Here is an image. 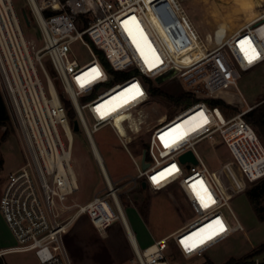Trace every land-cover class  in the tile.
Masks as SVG:
<instances>
[{
    "label": "built area",
    "instance_id": "2783aa9c",
    "mask_svg": "<svg viewBox=\"0 0 264 264\" xmlns=\"http://www.w3.org/2000/svg\"><path fill=\"white\" fill-rule=\"evenodd\" d=\"M25 2L40 34L39 46L23 33V21L13 0H0V92L18 128L24 156L1 190L0 214L14 244L0 245V264H6L7 255L28 252L33 253L36 264H70L63 235L83 216L101 236L119 221L135 256L136 261L131 262L136 264H177L179 258L200 257L232 234L243 232L196 145L218 134L249 183L264 179V144L245 121L252 107L237 90L242 73L264 64V14L230 34L225 28L221 35L217 34L220 28L215 30L214 48L184 64L174 58L153 25L150 11L156 8L154 0H52L47 8H41L36 0ZM130 32L146 37V50L134 46ZM241 41H245L244 48H255L259 53L251 64L241 50ZM78 50L87 53V60L80 59ZM56 82L102 180V188L83 204L73 200L80 189L72 163L73 122L66 117ZM169 82L179 83L195 101L170 119L165 114L148 123L145 109L150 88ZM227 92L235 102L222 98ZM210 100L225 101L238 107V112L225 117L218 107L208 104ZM185 116L190 120L181 125ZM105 126L126 150L139 134H146L142 153L148 166L142 169L141 159L137 163L130 155L137 174L125 185L141 187L145 182V189L152 192L174 185L190 212V219L181 228L141 249L131 239L121 206V187L111 181L102 159L94 154L93 134ZM188 151L195 164L179 161ZM193 184L202 195L210 194L214 203L209 201V207H203ZM224 208L231 214V224ZM217 220L226 230L199 243L218 230ZM193 243L195 248L185 247ZM251 264L261 262L254 258Z\"/></svg>",
    "mask_w": 264,
    "mask_h": 264
},
{
    "label": "rangeland",
    "instance_id": "374dc122",
    "mask_svg": "<svg viewBox=\"0 0 264 264\" xmlns=\"http://www.w3.org/2000/svg\"><path fill=\"white\" fill-rule=\"evenodd\" d=\"M36 1L41 8L50 7L52 3V0ZM260 2L262 5L256 0H162L156 3L154 10L159 11L160 19L165 22L167 31H170L169 47L174 57L185 64L191 63L214 48L215 30L225 28L230 34L264 14V0ZM13 4L19 15L21 10L27 12L25 0H13ZM150 14L154 15V11H150ZM29 19L30 26L22 23L23 33L39 46L40 34L30 16ZM175 27L178 28L177 31ZM190 46H194L193 48L199 52L198 57L192 54ZM77 54L80 59L87 60V53L84 50H78ZM44 63L51 71L46 60ZM56 84L58 91L65 98L61 85L59 82ZM159 86L170 95L183 91L177 82L159 84ZM237 90L250 107L264 101V64L242 73L237 82ZM222 98L226 102L236 101L230 92L223 93ZM232 108L236 111L228 112V117L238 112V107ZM179 111L181 109L173 110L168 115L169 111L165 103L152 97L146 103L145 109L149 116L148 123L152 124L162 115L166 114L170 119ZM65 114L72 123L75 116L68 106H65ZM5 130L4 127H0V158L2 159L0 194L5 178L23 163L24 157L19 131L12 119L11 126H8V138L2 140ZM259 139L264 144V139ZM93 140L105 171L111 181L121 187L122 210L139 249L174 232L190 219L185 200L176 186L172 185L165 190L152 192L149 189L142 190L139 185L134 188L131 184L125 185L130 178L136 177L137 170L130 155L140 163L143 143L146 140L144 132L127 145V150L119 143L109 126L96 131ZM196 151L223 192L230 210L242 225L243 232L232 234L227 240L209 249L200 257L188 260L179 258L180 263L177 264H208L207 262L223 264L230 257L240 258L251 254L264 243V222L257 219L245 194L247 189L258 181L249 183L241 175L218 134L198 143ZM72 163L80 188L79 192L73 195V200L83 204L102 188V180L81 130L73 132ZM223 214L231 224L233 219L227 208L223 209ZM7 237L6 241L13 245L12 237L9 234ZM62 242L70 264H136L131 262V260L136 261L135 256L119 221L106 231V236H101L83 216L63 235ZM254 258L262 262L264 253ZM172 259L169 258L170 261ZM5 262L6 264L37 263L31 252L7 255Z\"/></svg>",
    "mask_w": 264,
    "mask_h": 264
},
{
    "label": "trees",
    "instance_id": "16d2710c",
    "mask_svg": "<svg viewBox=\"0 0 264 264\" xmlns=\"http://www.w3.org/2000/svg\"><path fill=\"white\" fill-rule=\"evenodd\" d=\"M98 56L100 61L103 64H106L105 58L100 52H98ZM150 96L154 99H159L163 101V103H165V106L169 111L168 115L171 114L173 110H177V109L183 110L187 108L195 101V99L190 94L184 91H179L176 94L170 95L168 93H165L160 86H155L153 88H150ZM60 98L63 104L65 106H68L67 101H65L61 95ZM208 104L210 106L218 107L225 117L229 116L228 112L236 111L231 106L225 104L222 100H210L208 101ZM262 110L264 109L257 108L252 112H248L244 116L245 121L253 127L259 138H262L259 132V128L262 125L261 123ZM8 126H11V119L5 104V100L3 99V96L0 92V127H4L6 129L5 132L3 133L2 140L8 138L9 135ZM144 147L145 145L143 144V149ZM1 165H2V159L0 158V169H1ZM245 194L257 216V219L260 222H264V205H262V201H264V179L259 180L258 183L247 189ZM262 253H264V243H262L251 254L240 258L230 257L223 264H251L254 257L257 255L259 256ZM207 263L213 264L211 262H207ZM261 264H264V261H262Z\"/></svg>",
    "mask_w": 264,
    "mask_h": 264
},
{
    "label": "bare ground",
    "instance_id": "6f19581e",
    "mask_svg": "<svg viewBox=\"0 0 264 264\" xmlns=\"http://www.w3.org/2000/svg\"><path fill=\"white\" fill-rule=\"evenodd\" d=\"M162 1V0H154L155 3ZM160 13L157 10H154V15H151V19L153 22L154 27L157 29L158 33L160 34L162 40L165 42L166 46L168 47V49L170 50L169 47V35L170 31H167L168 28L165 25V22L163 23V21L160 19ZM164 18V17H163ZM174 20V19H173ZM173 24V23H172ZM176 24V23H175ZM172 27V26H171ZM178 28L175 27V31H177ZM222 28H220V30L218 31V35L222 34ZM184 34V33H183ZM130 39L132 41V43L134 44V46L139 49L140 51L146 50V40L144 38L143 35H141L140 32H131V35L129 34ZM178 37V36H177ZM189 37V36H188ZM180 40V39H179ZM187 40V39H186ZM135 41V42H134ZM170 41H171V37H170ZM175 43V42H174ZM181 44V43H180ZM179 44V45H180ZM189 44V43H188ZM187 45V44H186ZM188 46V45H187ZM191 50H192V54L195 55V57H198L200 54L197 50H195L193 47L194 46H190ZM171 54L174 56V54L172 53V51L170 50ZM189 52V51H188ZM175 58V57H174ZM188 120H190V116H185L184 118H182L181 120V125L185 124L186 122H188ZM135 123V122H134ZM116 126L119 128L121 134H124L123 129L121 128V126L119 125V122H116ZM95 156L96 158H98L101 161V156L99 154V152L97 150H95ZM127 223V222H126ZM128 225V224H127ZM129 227V226H128ZM130 230V229H129ZM130 235H131V239L133 242H135V238L130 230Z\"/></svg>",
    "mask_w": 264,
    "mask_h": 264
},
{
    "label": "snow or ice",
    "instance_id": "6c2138e0",
    "mask_svg": "<svg viewBox=\"0 0 264 264\" xmlns=\"http://www.w3.org/2000/svg\"><path fill=\"white\" fill-rule=\"evenodd\" d=\"M131 20L133 22H135V17H132ZM131 35V32L129 33ZM141 35H143L141 33ZM146 39V37H145ZM135 42V41H134ZM241 50L244 51L245 53V57L246 59L248 60V62L251 64L253 61H255L256 59L259 58V53L256 52L255 48H244L243 45L245 44V41H241ZM249 45L251 44L250 41L247 42ZM91 72H95L96 70L95 69H91L90 70ZM138 91V90H137ZM133 99H135V97H133ZM163 139V137H162ZM165 146L167 147L168 145L165 144ZM170 174V173H169ZM163 173H161V177H163ZM153 180L155 181L156 180V177H153ZM201 183L202 185V182H199ZM192 188H193V191L196 192V195H197V198L200 200V203L202 204L203 207L207 208L209 207V201H211L212 203H214V201H212V198H211V195L208 194V195H202L201 192L199 191H196V185L193 184L192 185ZM204 193H207V190L204 189L203 190ZM215 224L218 225V230H214V231H211L208 235H206L205 237H203L202 239H200L199 243H204L205 240H211L214 236L216 235H219L221 232H224L226 229L224 228V225L219 221H215ZM208 228H212V225H208ZM203 231V230H201ZM193 235H197V234H193ZM189 240H191V237L188 238ZM182 243H184V241H182ZM197 245L195 243L193 244H185V247L188 248L189 250H191L192 248H195Z\"/></svg>",
    "mask_w": 264,
    "mask_h": 264
},
{
    "label": "water",
    "instance_id": "95a60500",
    "mask_svg": "<svg viewBox=\"0 0 264 264\" xmlns=\"http://www.w3.org/2000/svg\"><path fill=\"white\" fill-rule=\"evenodd\" d=\"M258 3H260V5H262V2H260V0H256ZM20 16L22 18V21L23 23L26 25V26H30V19H29V16H28V12H26L25 10H21L20 11ZM73 131L74 132H77L78 131V124L77 122H73ZM179 161L181 163H185L187 161H190L192 162L193 164L196 163V160L193 156V154L188 151L184 154H182L180 157H179ZM141 166H142V169H146L148 164L145 162V152L142 153V156H141ZM146 187V184L145 182H142L141 184V188L142 190H144Z\"/></svg>",
    "mask_w": 264,
    "mask_h": 264
},
{
    "label": "crops",
    "instance_id": "0c3cea01",
    "mask_svg": "<svg viewBox=\"0 0 264 264\" xmlns=\"http://www.w3.org/2000/svg\"><path fill=\"white\" fill-rule=\"evenodd\" d=\"M14 171V170H13ZM142 189V188H141ZM0 196H1V194H0ZM125 216V215H124ZM126 219V218H125ZM126 222H127V219H126ZM121 224V223H120ZM128 224V223H127ZM122 225V224H121ZM129 226V225H128ZM123 227V226H122ZM130 228V227H129ZM181 228V227H180ZM179 229V228H178ZM131 230V229H130ZM133 233V232H132ZM173 233V232H172ZM10 235V233H9V231H8V229H7V227H6V225H5V223H4V221H3V219H2V217H1V214H0V245L1 246H3V247H5V246H12L11 244L12 243H9V241H6L7 239L6 238H8L7 237V235ZM171 234V233H170ZM170 234H168V235H170ZM134 235V234H133ZM167 235V236H168ZM11 236V235H10ZM127 238V237H126ZM134 238H135V236H134ZM12 240H13V238H12ZM128 240V239H127ZM135 241H136V239H135ZM129 242V241H128ZM129 244H130V242H129ZM130 247H131V244H130ZM131 249H132V247H131ZM133 251V250H132Z\"/></svg>",
    "mask_w": 264,
    "mask_h": 264
},
{
    "label": "flooded vegetation",
    "instance_id": "af4514ba",
    "mask_svg": "<svg viewBox=\"0 0 264 264\" xmlns=\"http://www.w3.org/2000/svg\"><path fill=\"white\" fill-rule=\"evenodd\" d=\"M257 108L264 109V101H261L258 104H256L255 106H253L249 112H252L253 110H255ZM261 123H262L261 127L260 128L258 127V128H259V132L262 136V139H264V110H262Z\"/></svg>",
    "mask_w": 264,
    "mask_h": 264
}]
</instances>
